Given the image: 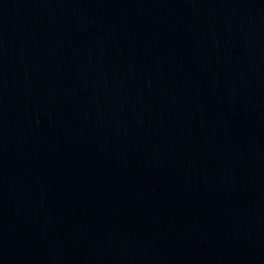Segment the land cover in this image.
Returning a JSON list of instances; mask_svg holds the SVG:
<instances>
[{
	"label": "water",
	"instance_id": "95a60500",
	"mask_svg": "<svg viewBox=\"0 0 264 264\" xmlns=\"http://www.w3.org/2000/svg\"><path fill=\"white\" fill-rule=\"evenodd\" d=\"M0 264H264V0H0Z\"/></svg>",
	"mask_w": 264,
	"mask_h": 264
}]
</instances>
